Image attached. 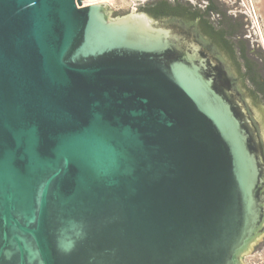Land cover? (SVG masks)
Returning a JSON list of instances; mask_svg holds the SVG:
<instances>
[{"label":"water","instance_id":"1","mask_svg":"<svg viewBox=\"0 0 264 264\" xmlns=\"http://www.w3.org/2000/svg\"><path fill=\"white\" fill-rule=\"evenodd\" d=\"M0 0V264H246L264 108L196 24Z\"/></svg>","mask_w":264,"mask_h":264},{"label":"flooded vegetation","instance_id":"2","mask_svg":"<svg viewBox=\"0 0 264 264\" xmlns=\"http://www.w3.org/2000/svg\"><path fill=\"white\" fill-rule=\"evenodd\" d=\"M189 3L188 0H147L143 7L154 19L167 22L177 18L196 24L202 35L212 42L226 61L239 82V92L250 110L261 112L264 108V68L262 63L257 62L250 36L236 20L232 19L233 29L224 27L221 21H230L228 15L219 16V19L211 18L210 22L204 21V17L198 14L207 9L208 2L204 7Z\"/></svg>","mask_w":264,"mask_h":264},{"label":"rangeland","instance_id":"3","mask_svg":"<svg viewBox=\"0 0 264 264\" xmlns=\"http://www.w3.org/2000/svg\"><path fill=\"white\" fill-rule=\"evenodd\" d=\"M221 3L227 15L236 19L250 36L256 53H262L264 57V0H222ZM138 7L142 8L143 5ZM127 8L134 7L125 5L121 9ZM244 260L246 264H264V246L258 251L246 254Z\"/></svg>","mask_w":264,"mask_h":264},{"label":"trees","instance_id":"4","mask_svg":"<svg viewBox=\"0 0 264 264\" xmlns=\"http://www.w3.org/2000/svg\"><path fill=\"white\" fill-rule=\"evenodd\" d=\"M208 2L207 5V9L203 10V13L199 12V16L204 17V21L206 22H210L211 18L212 19H219V16H225L227 15L226 10L223 9L222 7V0H206ZM188 4L189 1H188ZM142 9L144 10V7H142ZM231 18V17H230ZM236 20V19H233ZM222 24H224L226 28L228 29H233V22L232 19L230 21H227L226 19H224L223 21H221ZM212 26V25H211ZM213 28V26H212ZM256 53V52H255ZM257 62L262 63L263 64V68H264V57L262 53H256L255 55Z\"/></svg>","mask_w":264,"mask_h":264},{"label":"built area","instance_id":"5","mask_svg":"<svg viewBox=\"0 0 264 264\" xmlns=\"http://www.w3.org/2000/svg\"><path fill=\"white\" fill-rule=\"evenodd\" d=\"M147 0H85L84 5H92V4H97V3H102V2H107L109 5L121 9L124 8L125 5H128L130 7H138L143 5ZM192 2L193 4H198L202 7H204L207 3L206 0H188Z\"/></svg>","mask_w":264,"mask_h":264}]
</instances>
